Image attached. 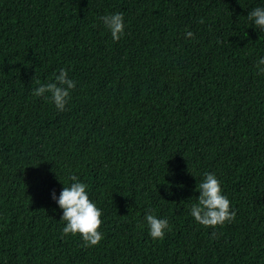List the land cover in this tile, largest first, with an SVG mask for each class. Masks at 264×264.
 Masks as SVG:
<instances>
[{
    "label": "trees",
    "instance_id": "trees-1",
    "mask_svg": "<svg viewBox=\"0 0 264 264\" xmlns=\"http://www.w3.org/2000/svg\"><path fill=\"white\" fill-rule=\"evenodd\" d=\"M255 7L264 0H0V264H264ZM118 12L117 42L100 17ZM61 68L76 83L64 112L32 95ZM205 172L237 213L223 227L190 215ZM72 175L103 212L98 246L62 235L52 192ZM149 211L169 221L163 240Z\"/></svg>",
    "mask_w": 264,
    "mask_h": 264
},
{
    "label": "clouds",
    "instance_id": "clouds-1",
    "mask_svg": "<svg viewBox=\"0 0 264 264\" xmlns=\"http://www.w3.org/2000/svg\"><path fill=\"white\" fill-rule=\"evenodd\" d=\"M247 17L257 30L264 32V7H255ZM100 19L110 30L113 41L118 42L125 34L124 15L118 12L102 16ZM199 23H204L203 19ZM186 38L195 39V36L193 32L186 30ZM256 68L258 74L264 75V58L256 62ZM35 83L39 87L33 90V96L50 100L60 112L68 110L66 105L71 99V91L75 89L76 83L69 78L66 69H59L58 74H54V80L46 84H41L39 80H35ZM70 179L72 183L63 188L59 197L55 191L52 192V199L57 201L63 210L61 221L65 226L62 235L80 236L83 240L82 247L85 248L98 246L104 239L103 232L98 231L103 225V212L90 199L88 185L81 182L76 175H72ZM196 191L199 196L196 197L197 203L191 205L190 215L198 224L206 228H216L235 221L237 213L232 210L231 201L224 195L222 182L215 173L205 172L204 179L197 184ZM145 220L153 240H163L166 233L171 231L169 221L158 218L151 211L147 212ZM212 236L215 237L216 233L213 232Z\"/></svg>",
    "mask_w": 264,
    "mask_h": 264
}]
</instances>
